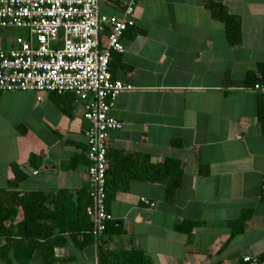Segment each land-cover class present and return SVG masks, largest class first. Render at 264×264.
<instances>
[{
	"label": "crops",
	"instance_id": "obj_1",
	"mask_svg": "<svg viewBox=\"0 0 264 264\" xmlns=\"http://www.w3.org/2000/svg\"><path fill=\"white\" fill-rule=\"evenodd\" d=\"M130 2L100 0V12L121 18ZM209 3L240 18L239 44L229 43ZM134 19L124 52L111 59L113 77L128 88L111 110L123 126L109 133L107 174L119 181L146 157L153 164L173 158L183 167L181 185L168 202L163 184L130 178L108 206L100 246L79 221L80 230L53 239L49 264H99L100 250L142 252L152 264L264 261V0H138ZM24 34L0 28V50ZM84 113L71 93L0 92V188L17 164L27 175L19 190L49 195L51 212L61 191L75 209L89 206ZM245 213V230L233 236L230 223ZM185 221L197 225L178 229ZM29 264L48 263L36 251Z\"/></svg>",
	"mask_w": 264,
	"mask_h": 264
},
{
	"label": "built area",
	"instance_id": "obj_2",
	"mask_svg": "<svg viewBox=\"0 0 264 264\" xmlns=\"http://www.w3.org/2000/svg\"><path fill=\"white\" fill-rule=\"evenodd\" d=\"M137 1L131 0L119 18L102 14L100 0H0V28L25 31L14 46L0 50V92H33L38 98L71 93L84 106L90 122L87 214L96 244L112 220L106 192L107 141L110 131L123 126L111 110L117 95L128 88L113 77L110 62L114 52H124L122 38L135 24ZM242 262L264 264L253 255L243 256Z\"/></svg>",
	"mask_w": 264,
	"mask_h": 264
},
{
	"label": "trees",
	"instance_id": "obj_3",
	"mask_svg": "<svg viewBox=\"0 0 264 264\" xmlns=\"http://www.w3.org/2000/svg\"><path fill=\"white\" fill-rule=\"evenodd\" d=\"M208 7L213 17L225 24L229 43L232 45L239 44L242 40L240 18L231 14L221 4L209 3ZM260 70L264 71V63L260 65ZM12 169L14 179L9 182L7 188H0V238L6 241L0 247V257L6 264H13L14 261L19 264H29L36 251L41 252L46 263L54 262L56 258L53 252V245H55L53 239L61 236L62 232L80 230L82 227L79 226V221L84 224L85 231H83L87 234L85 238L91 235L96 244L92 235L93 225L87 214L91 204L89 189V206L81 204L75 209L71 195L61 191L58 200H56V209L51 212L46 205L49 201V195L40 191L19 190L21 182L27 178V175L21 171L17 164H12ZM127 170L125 177L122 178L119 174V181L116 177L111 180L108 177L111 171H108L106 184L108 206L119 190L128 189V182L132 177L163 184L166 187L167 201L173 202L184 173L181 162L173 158H167L161 163L153 164L146 157L142 163L128 165ZM248 218L249 215L245 213L238 223H230L234 229L233 236L245 230ZM109 223L102 238L108 230ZM196 225V222L185 221L183 225H178V229H182L183 226L192 229ZM100 244L96 245L100 246ZM99 264H152V261L142 252L109 253L100 250Z\"/></svg>",
	"mask_w": 264,
	"mask_h": 264
}]
</instances>
